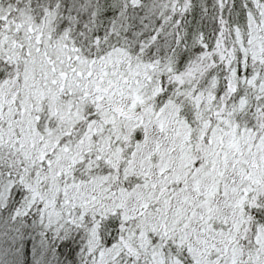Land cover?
<instances>
[{
  "label": "snow or ice",
  "instance_id": "snow-or-ice-1",
  "mask_svg": "<svg viewBox=\"0 0 264 264\" xmlns=\"http://www.w3.org/2000/svg\"><path fill=\"white\" fill-rule=\"evenodd\" d=\"M0 264H264V0H0Z\"/></svg>",
  "mask_w": 264,
  "mask_h": 264
},
{
  "label": "rangeland",
  "instance_id": "rangeland-1",
  "mask_svg": "<svg viewBox=\"0 0 264 264\" xmlns=\"http://www.w3.org/2000/svg\"><path fill=\"white\" fill-rule=\"evenodd\" d=\"M35 238H37V250H39V245L41 243L40 238L38 236H34L32 241H35Z\"/></svg>",
  "mask_w": 264,
  "mask_h": 264
},
{
  "label": "trees",
  "instance_id": "trees-1",
  "mask_svg": "<svg viewBox=\"0 0 264 264\" xmlns=\"http://www.w3.org/2000/svg\"><path fill=\"white\" fill-rule=\"evenodd\" d=\"M37 238H35V241H32V247H34V248H37ZM56 245L55 244H53V247H55ZM37 251H39V250H37Z\"/></svg>",
  "mask_w": 264,
  "mask_h": 264
}]
</instances>
